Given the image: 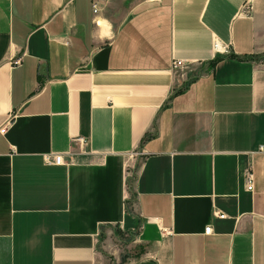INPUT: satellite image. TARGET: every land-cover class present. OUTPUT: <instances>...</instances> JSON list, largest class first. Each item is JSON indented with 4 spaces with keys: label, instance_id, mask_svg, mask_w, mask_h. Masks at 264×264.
Segmentation results:
<instances>
[{
    "label": "crops",
    "instance_id": "0c3cea01",
    "mask_svg": "<svg viewBox=\"0 0 264 264\" xmlns=\"http://www.w3.org/2000/svg\"><path fill=\"white\" fill-rule=\"evenodd\" d=\"M114 228L264 264V0H0V264H121Z\"/></svg>",
    "mask_w": 264,
    "mask_h": 264
},
{
    "label": "built area",
    "instance_id": "2783aa9c",
    "mask_svg": "<svg viewBox=\"0 0 264 264\" xmlns=\"http://www.w3.org/2000/svg\"><path fill=\"white\" fill-rule=\"evenodd\" d=\"M93 8H94L95 11H97L98 10V3H94ZM19 62H20V59L16 61V63H19ZM183 65H184L183 61H176L173 64V68L174 69L181 68ZM78 141L81 142V144L82 143L85 144V141L82 138H80ZM44 159H45V162L47 164H50V165H61L64 162L62 156H53V155H50V154H46L44 156ZM254 179H255L254 174L252 172H249L247 174V184H248V190L249 191H253L254 190ZM216 216L218 218H221V219H224L226 217L225 215H221L218 212H216ZM210 233H211V227L206 228L205 229V234L206 235H210Z\"/></svg>",
    "mask_w": 264,
    "mask_h": 264
},
{
    "label": "rangeland",
    "instance_id": "374dc122",
    "mask_svg": "<svg viewBox=\"0 0 264 264\" xmlns=\"http://www.w3.org/2000/svg\"><path fill=\"white\" fill-rule=\"evenodd\" d=\"M112 231H114L113 235L111 236L113 239L112 241L114 242V246H113L114 250L120 249L122 257L135 254L134 251L136 250L135 249L136 247L134 245L131 246L130 244H127V242H124L125 240H128V238L123 237L121 239L120 236H118V234H117V229H115V228ZM116 254H118V252ZM121 260H122V258H121Z\"/></svg>",
    "mask_w": 264,
    "mask_h": 264
},
{
    "label": "trees",
    "instance_id": "16d2710c",
    "mask_svg": "<svg viewBox=\"0 0 264 264\" xmlns=\"http://www.w3.org/2000/svg\"><path fill=\"white\" fill-rule=\"evenodd\" d=\"M129 256L122 257L121 264H125Z\"/></svg>",
    "mask_w": 264,
    "mask_h": 264
}]
</instances>
